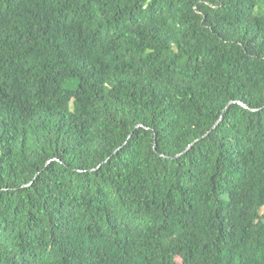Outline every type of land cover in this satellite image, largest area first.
I'll use <instances>...</instances> for the list:
<instances>
[{
    "label": "trees",
    "instance_id": "16d2710c",
    "mask_svg": "<svg viewBox=\"0 0 264 264\" xmlns=\"http://www.w3.org/2000/svg\"><path fill=\"white\" fill-rule=\"evenodd\" d=\"M0 264H264V0H0Z\"/></svg>",
    "mask_w": 264,
    "mask_h": 264
},
{
    "label": "water",
    "instance_id": "95a60500",
    "mask_svg": "<svg viewBox=\"0 0 264 264\" xmlns=\"http://www.w3.org/2000/svg\"><path fill=\"white\" fill-rule=\"evenodd\" d=\"M244 106H246V104H243Z\"/></svg>",
    "mask_w": 264,
    "mask_h": 264
}]
</instances>
